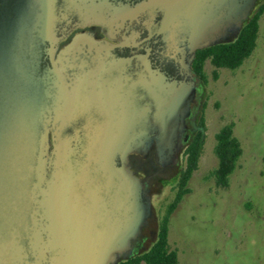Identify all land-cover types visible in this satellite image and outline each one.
Returning <instances> with one entry per match:
<instances>
[{
    "label": "water",
    "instance_id": "water-1",
    "mask_svg": "<svg viewBox=\"0 0 264 264\" xmlns=\"http://www.w3.org/2000/svg\"><path fill=\"white\" fill-rule=\"evenodd\" d=\"M257 2L23 0L15 18L0 9V38L56 43L75 19L121 38L103 43L96 56L101 121L89 120L83 135L68 134L93 111L85 98L86 59L69 57L77 45L58 61L48 51L38 76L34 65L29 73L25 62L0 55V264L129 258L154 214L130 155L147 157L156 143V162L171 160L196 95L197 51L231 42ZM134 61L137 84L130 83ZM147 95L152 102L142 105Z\"/></svg>",
    "mask_w": 264,
    "mask_h": 264
},
{
    "label": "rangeland",
    "instance_id": "rangeland-1",
    "mask_svg": "<svg viewBox=\"0 0 264 264\" xmlns=\"http://www.w3.org/2000/svg\"><path fill=\"white\" fill-rule=\"evenodd\" d=\"M215 70L208 61L202 98L207 103L206 144L189 183L191 194L171 218L169 244L178 250L179 264H264V15L253 55L238 70H218L217 81ZM230 123H235L244 153L230 187L222 189L210 174L218 167L216 135ZM151 193L154 214L147 245L174 200L176 179L153 180Z\"/></svg>",
    "mask_w": 264,
    "mask_h": 264
},
{
    "label": "trees",
    "instance_id": "trees-1",
    "mask_svg": "<svg viewBox=\"0 0 264 264\" xmlns=\"http://www.w3.org/2000/svg\"><path fill=\"white\" fill-rule=\"evenodd\" d=\"M263 15L264 0H258L252 14L244 22L237 37L231 42L197 51L192 63V71L201 80L202 87H206L209 83L205 71L208 61L216 69L213 73V79L217 81L220 77L218 70H238L253 55L257 48L260 21ZM206 108L207 103L204 102L191 117L188 140L183 151V165L176 177V195L163 216L159 218L155 228V239L148 245L146 243L137 254L128 259H122L117 264H179L178 250L172 249L169 244L170 222L185 197L191 194L189 183L194 173L199 169L208 131L205 116ZM234 129L235 123H230L216 135L215 154L218 158V167L211 172L210 177L215 180L217 187L222 189L230 187V178L238 168L244 153L240 140L235 136ZM152 219L153 217L149 220L141 237L145 238Z\"/></svg>",
    "mask_w": 264,
    "mask_h": 264
},
{
    "label": "flooded vegetation",
    "instance_id": "flooded-vegetation-1",
    "mask_svg": "<svg viewBox=\"0 0 264 264\" xmlns=\"http://www.w3.org/2000/svg\"><path fill=\"white\" fill-rule=\"evenodd\" d=\"M23 4V0H0V9L12 18L16 17V12L20 9ZM37 6V4L35 3ZM39 6V5H38ZM81 21L75 19L68 28L66 36L60 38L56 43H44L41 38H26L20 36L2 37L0 38V55L10 56L17 60V63H23L25 69H28L29 73L32 65L35 67V74L38 76L42 73V60L43 57L48 55V51L52 50L53 60L58 61L59 57L63 55V52H68L71 46L77 45L76 49L69 56L72 59H77L81 56L86 59L85 69V98L88 106L93 109L92 112H88L84 118H79L76 122H73L69 127L68 134L74 136L78 131L80 135L85 129L89 120L94 121L96 124L101 121L99 111L96 109L101 107V94H100V83L101 78L96 70V67L100 65L99 59H97L98 51L101 49L103 43H110L113 45L120 44L121 38L111 39L107 36V29L98 24L80 25ZM87 34L88 37H84L75 40L76 35ZM237 37L231 33V41ZM69 54V52L67 53ZM49 57H51L49 55ZM32 61H34L32 63ZM29 66V67H28ZM138 65L134 61L131 69V81L130 83L138 82ZM196 95L195 99L191 104V112L186 120L187 127L180 134L176 144V151L169 162L163 161L162 164L156 162L155 153L157 145L154 143L150 148L147 157L139 154L130 155V167L134 174L141 177L147 184V187L152 192L153 180L162 182L164 179L172 181L179 175L181 167L183 165V151L185 144L188 140V133L190 130V122L193 113H195L202 104L203 98V87L201 80L194 75ZM72 82H75L73 80ZM73 85V84H72ZM74 86V85H73ZM134 94L138 96L139 90L134 91ZM74 95V93H73ZM74 97V96H73ZM152 99L147 95L146 99L141 101V104L151 103ZM136 107L139 106V101H136ZM52 132L50 138L52 140ZM84 137V136H83ZM146 244V239L140 237L134 241L133 247L130 252L126 254L127 257H132L136 252L140 251Z\"/></svg>",
    "mask_w": 264,
    "mask_h": 264
}]
</instances>
